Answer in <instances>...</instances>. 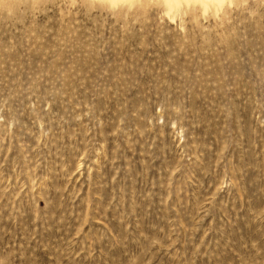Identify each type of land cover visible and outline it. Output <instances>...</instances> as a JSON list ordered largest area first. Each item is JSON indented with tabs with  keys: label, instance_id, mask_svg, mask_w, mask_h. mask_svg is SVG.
Masks as SVG:
<instances>
[{
	"label": "rangeland",
	"instance_id": "374dc122",
	"mask_svg": "<svg viewBox=\"0 0 264 264\" xmlns=\"http://www.w3.org/2000/svg\"><path fill=\"white\" fill-rule=\"evenodd\" d=\"M0 264H264V0H0Z\"/></svg>",
	"mask_w": 264,
	"mask_h": 264
}]
</instances>
